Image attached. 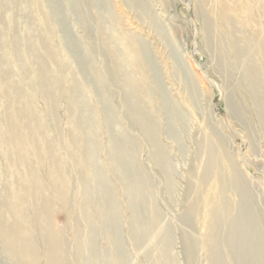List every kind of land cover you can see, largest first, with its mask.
I'll return each mask as SVG.
<instances>
[{"label": "bare ground", "instance_id": "bare-ground-1", "mask_svg": "<svg viewBox=\"0 0 264 264\" xmlns=\"http://www.w3.org/2000/svg\"><path fill=\"white\" fill-rule=\"evenodd\" d=\"M27 2L43 14V29L59 39L62 58L45 39L39 45L48 59L32 50L31 55L38 91L54 121L62 96H67L62 104L68 124L67 152L64 157L58 155L45 134V118L10 80L8 71L0 70L5 105L0 118V151L5 159V171L0 166V246L5 257L11 264H86L89 254L93 264H128L129 256L118 242L123 237L135 246L149 239L151 249L144 255L150 259L151 250L156 252L149 264H173L171 227L160 225L157 196L138 158L145 145L152 162L171 173L168 146L160 139L164 125L155 107L158 97L149 84L139 42L107 7L99 14L108 15L111 24L95 27L92 12L96 6L92 0H76L84 37L91 32L98 35L97 42L88 41L81 48L64 21L53 24L50 20L62 13L54 0ZM196 12L202 17L206 45L216 44L219 67L229 70L239 65L242 70L228 94L229 112L243 116L234 99L241 92L242 99L254 110L264 137V36L252 31L241 40L232 14L223 10L212 20L198 8ZM218 26L224 29V35L217 33ZM5 38L0 33V47L7 46ZM9 45L11 52L0 54V66L9 55L18 61L19 39ZM25 70L20 69L23 78L27 77ZM86 74L97 82V91L85 80ZM28 85H32L31 80ZM116 89L122 92L118 103L113 96ZM133 123L140 129L137 136L130 129ZM205 130L208 133L201 142L205 159L188 183L194 198L187 211L202 214L205 223L199 244L208 264H264V212L248 176L228 149V134L211 121L206 122ZM72 173L79 186L73 201ZM169 174L166 185L173 190L175 183ZM105 177L111 181L105 182ZM56 207L67 216L73 253L64 231L53 224L52 210ZM119 227L127 229L125 235L120 234ZM156 227L157 232L151 236ZM190 236L186 237L188 245ZM193 259L190 253V262Z\"/></svg>", "mask_w": 264, "mask_h": 264}, {"label": "rangeland", "instance_id": "rangeland-1", "mask_svg": "<svg viewBox=\"0 0 264 264\" xmlns=\"http://www.w3.org/2000/svg\"><path fill=\"white\" fill-rule=\"evenodd\" d=\"M166 1L164 3V0H92L96 6L92 12L95 21L93 25L96 27L98 24H111L108 15L101 16L99 14L100 10L107 7L111 13L120 17V26L133 33L139 42L142 60L150 78L149 84L158 97L155 107L164 125L160 139L163 144L168 146L171 173L169 174L162 166H157L152 162L150 152L145 145L140 148L138 158L146 168V173L150 176L151 187L157 196V207L161 212L160 225L171 227L173 264H208L207 255L199 244L200 237L206 231L202 214L188 213L187 211L188 203L194 198L193 194L188 191L190 180L197 173L199 162L205 159L201 142L208 133L205 130L206 122L216 123L220 131L228 134V149L236 161L238 160L237 163L241 170L248 176L251 190L253 193L255 192L254 197L263 212L264 137L254 110L242 99L241 92H238L234 99L243 116L239 117L229 112L228 94L235 88L233 85L237 80L241 78L242 70L239 65L229 70L219 67L216 44L214 43L213 47L206 45L202 17H199L196 8L202 11L203 16L212 20H215L218 14L223 13V10L225 13L232 14L239 30L237 36L243 40L246 37L245 34L252 31L257 35L264 36V0ZM54 2L61 8L62 13L51 16L50 20L53 24L64 21L75 39V43L81 48H84L88 41L97 42L96 32H91L90 36L84 37L79 26L76 0H54ZM32 6L27 0L2 1L0 33L6 37L7 46H5L6 49L0 47V54L4 53V50L11 52L9 43L18 38L20 55L16 62L12 59L13 55H9L7 62L0 66V70L8 71L10 80L19 86L22 94L29 101L33 102L40 117L45 118L47 121L44 129L45 134L50 137L51 144L58 155L64 157L67 152L65 145L68 124L62 104L67 100V96H62V102L57 111V121H54L50 116L47 102L39 93L38 89L40 88L35 82L31 50L48 59L39 45V42L45 39L54 47V51H57L59 59L63 55L58 47L59 39L43 29V14L41 12L40 14L39 10ZM223 30L218 26L217 33L224 35ZM63 34L65 35V33ZM63 34L59 35L63 36ZM84 53L81 52V56L88 59ZM230 59L233 61L234 58L230 57ZM21 68H26V78L21 76ZM84 78L91 83L95 91L99 89L97 82L90 75L88 77L86 74ZM30 80L32 85L29 86ZM115 92L113 96L116 103L122 92L117 89ZM3 99L4 97L0 93L1 119L5 114ZM130 129L136 136L140 134V129L136 124L133 123ZM110 130L112 132L113 129ZM4 165L5 159L0 151L2 171H5ZM71 167L73 168L70 166V169ZM39 169L42 172L40 166ZM168 174L169 177L173 176L171 178L175 183V190H169L166 185L168 184ZM70 178L72 186L70 199L73 201L79 186L74 173ZM108 180L111 181V178L105 177L104 181ZM71 211L74 216L77 215L74 209ZM146 211L144 210V214ZM52 220L56 227L64 231L69 241V251L73 253L75 249H73L72 233L68 228L66 214L56 207L52 210ZM158 227L150 232L151 236L157 232ZM119 230L121 235H125L127 232V229L123 227L122 229L119 227ZM187 236H190V240L192 239L191 246L186 242ZM120 240L118 242L123 245L129 256L128 264H149L156 256V252L153 250H151L150 259L144 255L146 249H151L149 239L141 246L132 245L123 237ZM197 245L198 249L195 248ZM1 248L0 246V264H11ZM190 253L194 256L191 262L189 260ZM89 257L91 258L89 254H86V264H93Z\"/></svg>", "mask_w": 264, "mask_h": 264}]
</instances>
